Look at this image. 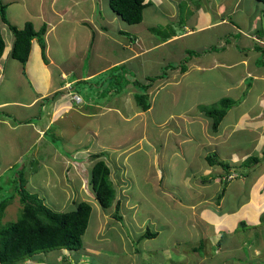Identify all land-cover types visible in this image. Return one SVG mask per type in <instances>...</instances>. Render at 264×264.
Returning <instances> with one entry per match:
<instances>
[{"label":"crops","instance_id":"crops-1","mask_svg":"<svg viewBox=\"0 0 264 264\" xmlns=\"http://www.w3.org/2000/svg\"><path fill=\"white\" fill-rule=\"evenodd\" d=\"M30 3L32 5H29ZM34 3L36 4L34 5ZM146 3L149 6L144 10L143 20L146 10H150L154 15L159 16L160 19L154 21L153 24L149 23L147 30L140 33V23L128 24V27H124L120 23L119 20H122V18L111 7H106L107 5L110 6V0H0V7L5 6L7 13L11 5H19L18 9H14L10 13V15L12 14L10 16L12 21L10 25L19 28V21L27 18L25 8H27L28 4L33 11L45 9V13H34L33 17L29 18V20L36 19L41 25L49 27L46 35L48 62L44 60L41 45L35 39L29 60L25 64L11 57L14 36L10 28L8 30L2 28L6 47L0 59V194H2V181L10 169L13 170L19 167L21 170L19 172L24 174L25 172L33 171L32 177L42 174L47 179V185L50 184L48 181L51 180L53 181L52 184L55 187H60L65 194V202L63 205H58L59 209H67L68 204L77 200H88L93 203L97 214L96 219L99 224L96 232V240L99 238L98 241H104V238H100L99 236L103 234V231H101L100 227L102 223L98 221V217L104 216L105 213L101 209H98L100 207L97 202H93L95 201L94 195H90V190L87 189L88 171L94 165L92 157L95 154L105 152L106 156L102 157V159L106 160L107 163H112L111 160L113 161V166L108 163L111 170L120 171L119 174L125 176V172H128L127 166L124 168L122 165H119L115 157L118 160L124 157V162L127 165L134 153L125 152V150L131 149V152L137 143L131 146L130 144L122 146L124 145V141L109 144L105 137L98 132V128L104 126V121L101 120L102 117L108 112L116 111L128 121L127 115L121 114L120 109L111 104H109L111 106L108 105L109 107L105 108L106 110H98L101 106H98L95 102H88L86 106H82L83 100L78 106L72 105V102L66 99L67 91H74L77 83L83 80L95 81L114 67L129 65V62L135 61L155 50H160L162 47L170 46V53L177 59L186 57L187 52L190 51L188 48L195 50L193 51L195 53H202L204 50H209L210 47H213V50L207 53H203L200 56H192L191 62L188 63L189 67L185 68L186 70L183 71L180 67L176 68L172 75L154 83L151 88L153 94L150 93L153 96L152 105L155 95L160 91V86H162L168 87L171 90L170 94L174 93L172 88L176 90L172 103H179L182 107V95L177 96L179 85H182L191 76L193 77L191 80H206L201 92L212 94L216 90L217 84H223L225 85V98H230L237 105L233 111L231 110L229 116L233 117L230 119V122L225 120L226 118L223 119L224 122L222 121L220 125V131L218 133H211L212 136L214 135V138L222 137L223 140L220 138V140H215L216 144L212 148L206 149V153L208 155L216 154L218 160L230 163V175H236L235 173H231V171L236 169L239 172L237 161L251 156L252 150L249 151L247 148L242 149V145L245 144L246 140L235 144L240 148L229 150L224 147L222 148L221 143L227 146V142L228 144L231 142L234 133L235 135L244 134L237 131L239 130L250 136L252 140L250 144H260V147L255 146L259 151L264 146V3L258 0H146ZM97 4L101 8L106 7L107 10H110L109 12L107 11V21L103 22L98 16H91L86 13L87 6L90 5V8L95 10ZM76 7H79L80 10L79 8L75 10ZM47 9H50V16L47 14ZM186 11L191 14V22L190 18L188 20L185 17L182 18L185 16ZM111 12L115 15L110 18ZM65 15H67L66 18H64ZM72 18H76V26H85L87 22L95 26L97 35L100 37L98 42L102 38H108L107 35L110 33L109 28H102L104 25L109 27L117 25L118 29L114 31V35L121 38L119 45L124 51L121 53L122 58L116 59L117 56L114 57L115 60L106 58L104 61H101L100 65H97V59L102 58V54L98 52L90 63L87 75L83 74L82 67L80 68L79 75L73 76L75 74H72L71 70H66L51 55V34L56 32L60 36V41L64 37L66 38L68 34L61 29V26L73 22ZM3 24L7 25V23ZM100 25L103 26L100 27ZM137 26H139L138 29ZM122 27L126 29L130 28L133 31L132 37L130 35L127 37L128 32L123 30ZM143 28L145 29V27ZM163 30H167L159 33L163 41L154 43L153 33ZM209 32L210 35L220 38L219 42H223V44L218 48L215 45H209L207 48L204 43L198 45L187 44V38H194L197 34L201 33L209 34ZM141 34L145 35L141 36ZM114 40L117 43L118 40ZM181 40L186 42V45L182 49H179L176 45ZM232 40L234 41L231 42ZM72 55H74L72 49L65 52L68 60L73 58ZM162 56H167V52ZM85 58H88V53L85 54ZM61 63L66 64L64 60ZM176 65L177 67L179 66L178 63ZM75 69L78 70V66ZM213 74L221 75L214 78ZM159 82H161L160 85ZM158 86L159 88L155 92L153 89ZM208 87L214 90H210ZM134 89L136 91L131 94L134 105L133 109L137 112H142L139 108L135 109L137 105L134 94L139 91L136 88ZM129 90V88H126L125 92L128 93ZM220 93L221 91L218 93V96ZM116 99L118 100L120 97ZM90 108H94L95 111H92ZM143 113L146 114L147 112ZM236 114L239 117H234ZM186 115L187 113L180 115L178 119L187 121ZM83 120L85 122L84 125ZM93 122H96L97 127L95 129L90 126V128H87L86 134L80 135L75 139L73 138V133H79L85 129L88 123L92 124ZM112 122H117V120L113 119ZM149 126L150 123L147 124L146 130H148ZM111 132L109 131V136L113 138V132ZM88 137L87 141L84 140ZM140 139L142 140L143 138ZM196 139L200 141L204 140V133ZM89 143L94 144L92 149L90 146H86ZM62 149L66 152L67 156H61ZM223 149L225 151H221ZM184 151L183 155L179 156H186L184 155ZM226 152L230 153V155L224 157L222 154ZM188 154L195 155L194 158L197 160L199 149L196 148L193 153L190 151ZM57 158L62 163L61 169L56 166ZM206 164L209 175L204 174V176L211 180L213 178V184H216L219 189L221 187L224 188L225 182L228 181L226 180L228 177L226 171L220 166H211L209 162ZM131 165L134 169L136 168L134 163H131ZM141 165L145 171L147 165L143 163ZM130 171L132 170L129 169ZM213 171L214 175L211 174ZM216 171H218V174H216ZM113 173L111 174V180ZM29 177L31 178V176ZM242 179L243 184L248 178L243 177ZM199 180L197 179V184ZM7 183L10 184L11 180L7 181ZM29 183L30 181L27 182V185ZM230 183H228L227 188H229ZM255 185H252V187ZM252 187L249 189L250 194L247 196L245 202L242 203L238 195L235 204H230L229 210H224L225 206L223 205V202L227 201L228 196L231 194L227 192L226 188L224 196L220 199L221 203L217 204L215 208H209L208 215L214 216L217 220L216 225H220L221 227L227 226V222L222 220L230 219L235 224L234 233L237 232L235 230L237 228L236 225L240 226L239 222L241 220L245 222L243 219H246L249 225L251 224V227L262 225L261 217L264 215V195H262L261 189L263 182L260 180L258 187ZM252 189L258 191L252 192ZM216 194L217 191L212 196H209V198L203 196L205 198L204 201L211 200ZM249 218L254 219L250 221ZM227 234L230 235L229 233ZM227 234H222L220 238L221 240H225V244L228 243ZM249 247L252 250L256 249L253 245ZM211 249L216 250L213 247Z\"/></svg>","mask_w":264,"mask_h":264},{"label":"rangeland","instance_id":"rangeland-1","mask_svg":"<svg viewBox=\"0 0 264 264\" xmlns=\"http://www.w3.org/2000/svg\"><path fill=\"white\" fill-rule=\"evenodd\" d=\"M35 4L36 3H34V5ZM29 5H32V3ZM18 6L19 5H11L8 13L6 11L8 24L12 22L10 17L12 14L10 15V13H12L14 9H18ZM106 7L110 6L107 5ZM106 7L101 8L100 5L97 4L94 10L91 9L89 5L86 7V13L91 16H98L99 19L105 22L107 21V11H110L109 9L107 10ZM78 8L79 7H76L75 10H78ZM25 9L27 18L19 21V29H23L27 22H34L33 25L35 29L39 30L43 25L37 22L36 19L29 20V18L33 17L34 13H45V9H36L33 11L28 4ZM19 14H21V12H19ZM47 14L50 16V9H47ZM113 15L115 14L111 12L110 18ZM190 15V12L186 11L185 16L182 18L185 17L188 20ZM66 16L67 15H65L64 18H66ZM72 19L73 22L61 26V29L68 34L66 38L64 37L63 40L60 41V36H58L56 32L51 34V55L54 56L59 64L64 66L66 70H71L72 74H75L73 76L79 75L80 68L82 67L83 74L87 75L90 63L98 52L102 54V58L97 59V65H100L101 61H104L106 58H111L112 60H115V56H117L116 59L122 58L121 53L124 51L119 45L121 38L114 35V31L118 29L117 25L110 27L100 25V27L103 26L102 28H109L111 34L108 33V38H102L98 42L100 37L97 35L95 26L91 25L89 22H87L85 26L82 25V27L76 26V18ZM158 19H160L159 16L154 15L150 10H146L144 20L140 23L141 28L137 26V29L139 28L141 33L147 30L149 23L153 24V22ZM119 21L124 27L129 26L126 22L122 20ZM8 24L4 25L2 23L1 26L5 30H8ZM124 27H122V29L128 32L126 36L128 37L130 35L132 37L133 31H131L130 28L126 29ZM143 27H145V29ZM165 31L167 30L155 31V33H153L154 43L163 41L159 33ZM144 35L141 34V36ZM114 39L118 40L117 43ZM219 39L218 37L210 35V32L209 34L201 33L197 34L194 38H187V44L198 45L204 43L207 48L209 45H215L218 48L223 44V42H219ZM233 41L234 40L231 42ZM184 45H186V42L181 40L176 46L182 49ZM69 49H72V53L74 54L72 55L73 58L70 60L65 56V52ZM170 49V46L162 47L160 50H155L135 61L129 62V65L119 66V71L115 69L110 72L109 70L107 71L108 73L95 81L83 80L75 85L73 93L81 96L83 99L82 106H86L88 102H95L98 106H101L98 110H106V107L112 105L118 107L121 114L127 115L128 121L116 111L108 112L102 117L101 120L104 121H102L104 126L98 128V132L105 137L109 144L121 143L123 141L124 145L122 146L137 144L134 146L135 148L133 147L131 152V149L125 150V152L134 153L129 161L127 160V165L124 162V157L120 160L115 157L119 165H122L124 168L127 166L128 172H125V176H122L123 174L120 175L117 171H112V173L115 172L113 173L112 182L117 196L111 207L110 214L98 217V221L102 223L100 227L101 231H103L104 237L107 238H105L104 241H98L99 238L96 240V232L99 224L96 219V212L94 211L84 236V245L81 250L74 251L72 254L64 250L60 251L62 254L58 251L42 253L37 255L33 260L26 261L22 264H72L67 262V259L64 260L65 258L60 256L63 254H68L72 258L79 260L84 259V261H81L79 264L86 263V260L89 261V264H237L233 259L237 254L239 256L242 255V257L243 255L247 256L248 261L250 257L248 264L253 262H255V264H264V225L251 227V224L249 225L248 221L243 219L245 221V226L240 224L243 222L241 220L239 222L240 226L238 224L236 225V233L233 231L235 224L230 219L222 220L227 222V226H218L216 225L217 220L214 216L208 215L209 208H215V202L218 198L215 202L212 201V198L217 194L209 201H204L205 198H203L206 194L212 196L216 191H221L223 188L221 187L219 189L216 184H212L211 180L207 182V178L204 176V174L209 175L206 164L208 161L206 162V158L210 155L206 153V149L209 147L212 148L216 144L215 140L223 139L222 137H219L220 139L215 137V139L214 135H211L210 120L199 112L201 111V107H206L205 109L219 107L220 100L226 96V93H224L225 85L217 84L216 90L211 94L209 92H201L206 80H191V78H193L192 76L187 78V81L179 85V92H177L178 97L180 94L182 95V107L179 103H172V98L176 90L172 88L174 93L170 94L171 90L168 87L160 86L159 88L158 86L153 89L156 92L159 88L160 91L155 95L152 109L145 114L133 109L134 105L131 94L136 90L132 85H128L127 87V82L118 83L121 81L120 78L118 76L112 77L111 73L120 74L122 72L121 67H124V71L127 72L129 76L135 77L134 80L138 79L140 81H144V79L149 77L159 76L163 74L166 69H168L166 70L167 76L172 75L175 70L173 68H168L169 65L184 63L186 68H188L191 57L187 54L186 57L177 59L170 53ZM188 50L195 51L191 48H188ZM83 52L85 53L83 54ZM166 52L167 56H162ZM86 53H88L87 59L85 58ZM80 55H82V57H80ZM63 60L66 64L61 63ZM76 66H78V70L75 69ZM106 75L108 78L105 77ZM220 75L221 74H213L212 76L217 78V76ZM160 83L161 82H159V85ZM126 88L130 89L128 93L125 92ZM118 90L124 91L116 93ZM210 90L214 89L210 88ZM220 91L221 93L218 96ZM149 92L153 94L151 89ZM117 97H120V99L117 100ZM236 105L237 103L234 104L233 102L231 109L225 116L226 119L224 118L228 122H230V119L233 117L229 115L231 110L233 111V109L236 108ZM90 109L95 111L94 108ZM135 109L137 110L138 107L136 106ZM185 113H187L185 117L187 121L178 119L180 115ZM234 117H239V115L236 114ZM113 119L117 120V122H112ZM84 123L83 120V125ZM148 123H150V126L148 130H146ZM90 126L95 129V127H97L96 122L92 124L88 123L85 129L79 133H73V138L75 139L80 135L86 134L87 128H90ZM109 131L113 132V138L109 136ZM237 131L244 134L235 135L234 133L231 142L229 144L227 142V146L221 143L222 148L224 147L227 150L240 148L235 144L242 140H246L245 146L249 151L252 150L250 155H262L264 146L262 150L259 151L255 146L260 147V144H250V141H252L250 136L245 132ZM202 133H204L205 139L201 141L196 139L200 137ZM139 136L143 139L141 140ZM88 139L89 137L84 140L87 141ZM90 144L92 143L86 146H90L92 149L94 144ZM186 144L191 148L188 152H194L196 148L199 149L197 160H195V155L193 154L186 155V158L179 156L181 154L183 155ZM147 146L150 147L151 150L147 148ZM221 151L225 150L223 149ZM215 155L216 154H213L212 156L215 157ZM222 155L227 157L230 153L226 152ZM61 156H67L63 149L61 151ZM245 159L246 158L237 161V166L239 165L237 168L240 173H242V176H238V178L228 186L227 192L231 194L228 196L227 201L223 202L225 206L224 210H229L230 204H235L238 195L242 203H244L247 196L250 194L249 189L254 184H256L254 187H258L260 180L263 182L261 192H263L262 195H264V172L262 174L261 170L253 169L249 173L250 170H248V168H242L241 166ZM111 162L112 163H108L113 166V161L111 160ZM130 162L135 164V169ZM141 163L147 165L145 171ZM56 166L60 167V169L62 168V163L58 158L56 160ZM15 169L21 171L19 167ZM129 169L132 171L129 172ZM32 172L33 171H28L24 174L26 183L30 181V183L26 185L27 190L32 194L38 195L52 210L58 212L60 210L62 211L63 209H59L58 207V205H63L65 202V194L62 189L58 186L55 187L51 180L48 181L50 184L47 185V179H45L42 174L32 177ZM211 174L214 175V171ZM216 174H218V171H216ZM29 176H31V178ZM241 177L248 179L242 184L243 179ZM16 178L14 169H10L5 175V187L2 181V194H6L5 197H14L12 203L7 207L4 224H7L6 222L16 221L22 209V205L18 200L19 197L15 194V187H11V185L9 186L7 183V181L10 180L11 183H13ZM197 179H206V181L198 185L196 183ZM171 181L178 186H176L178 192L173 188L174 184H172ZM87 189L90 190L88 184ZM256 191L252 189V192ZM89 194H92L91 190ZM5 197L3 196V198ZM93 202H96V200ZM219 203L221 202L219 201ZM117 204H120L119 211L122 215L121 221L114 219V215L117 213ZM71 205L72 203L68 204V206ZM98 206L100 207L99 204ZM98 209H101V207ZM252 219L249 218L250 221ZM148 230L152 233H158V237L151 240H144L138 246V236L147 233ZM224 233L230 234H227L228 243H224V247H220L217 243ZM200 239H205L204 255H200L199 252L193 250L194 247L198 246V241ZM252 245L256 247L255 250L249 247ZM212 247H216V250L213 251L211 249ZM137 249H139V252H137Z\"/></svg>","mask_w":264,"mask_h":264},{"label":"trees","instance_id":"trees-1","mask_svg":"<svg viewBox=\"0 0 264 264\" xmlns=\"http://www.w3.org/2000/svg\"><path fill=\"white\" fill-rule=\"evenodd\" d=\"M261 3H264V0H258ZM148 3L146 0H110V7L114 12H116L123 21L127 24H139L143 21L144 10L148 7ZM2 23H7L6 16V7H0V59L2 58L5 51V40L2 35ZM9 28L14 36V44L11 51V57L22 64L28 62L33 41L35 39L38 40L41 45L44 60L48 62L47 59V42L46 35L49 30V27L43 25L39 30L35 29L32 22L26 23L23 29H19L16 26H12L10 24ZM213 50V47L209 50H204L202 53H195L190 51L187 53L189 57L200 56L203 53H207ZM178 67L176 64L169 65L168 68H181L183 71L186 70V66L184 63H178ZM120 67H114L110 70L113 71L117 69L119 71ZM165 70V69H164ZM168 70V69H166ZM156 77H149L144 79V81H140L138 79L134 80L135 77L129 76L127 72L124 71V67H121L120 74H112V77L118 76L120 78V82H127L128 85H132L139 92L134 94V99L136 101V105L139 110L142 112H148L152 108V96L149 90L153 87L154 83L158 80L167 78V71ZM108 73V72H107ZM106 74V73H105ZM106 78L107 75L105 76ZM112 79V78H109ZM109 81V80H108ZM112 83V82H110ZM125 84V83H124ZM124 88V87H123ZM123 92L124 90H118L116 93ZM74 91H67V101L72 102V105L78 106L79 104L73 99L76 93ZM79 96V95H77ZM81 97V96H79ZM83 100V99H82ZM232 101L230 98H222L219 102L218 108L213 109H205L206 107H201V113L207 117L210 122V130L213 133H218L220 131V125L227 115L228 111L231 109ZM235 104V102H234ZM209 130V131H210ZM92 145V144H90ZM151 150L150 147L147 146ZM247 148L242 145V149ZM191 148L185 145L184 155H189L188 151ZM193 153V151H191ZM106 156V153L95 154L92 157L94 161L93 167L88 171V186L94 195V198L97 204L100 205L101 210L105 213V215L110 214L111 207L116 198V190L114 184L111 180V168L102 157ZM186 158V156H183ZM207 161L211 166H220L225 171L230 169L228 164L222 163L216 159V156L212 155L208 156ZM243 167L248 168L251 172L254 170H261L264 172V149L262 155H251L248 156L243 161ZM14 172L17 176L16 180L13 183L8 184L11 187H15V191L22 204V209L20 211V216L16 221L6 222L4 224V218L6 217L7 207L11 204V199H14L12 196H6V194H0V264H22L27 260L34 259L37 255L42 253H49L53 251L60 252L64 250L66 252L74 253V251H79L83 248L84 236L88 229L90 219L93 216L95 207L93 203L90 201H75L71 206H68L64 211H55L52 210L49 206H47L43 200L39 198L36 194H31L26 188V179L24 177V173L19 172L18 169H14ZM120 171H118V174ZM239 176V175H238ZM211 179H207V182ZM206 179H200L198 184L201 182H205ZM213 181V178L211 182ZM3 186L5 187V180L3 179ZM174 184L173 181H171ZM171 184V185H172ZM202 184V183H201ZM213 184V182H212ZM2 185V184H1ZM228 182H225V186L222 191L217 192V195L213 198L212 201L221 199L227 188ZM174 184L173 188H175L178 192V186ZM4 193V188H3ZM3 196L5 198H3ZM209 194H206V198ZM211 198V197H210ZM215 202L219 204L218 200ZM120 204H117L116 210L117 213L114 215V219L117 221L122 220V215L119 211ZM97 218V214H96ZM96 220V219H95ZM242 226H245V223H240ZM261 224L264 225V215L261 217ZM247 225V224H246ZM100 238H107L103 235H99ZM158 237V233H152L150 230L147 233L138 236L137 244L138 246L145 240L150 238ZM196 238V237H195ZM198 246L194 247L193 250L199 252L200 255H204V239H200ZM225 240H221L217 243L218 246L222 247L224 245ZM116 248V247H114ZM216 249V247H214ZM214 251V250H213ZM139 252V249H137ZM62 254V252H60ZM62 258L67 259V262L72 264H79L81 259L72 258L70 255H60ZM233 259L237 262V264H248V257L242 255H236ZM245 259V260H244ZM244 260V261H243ZM84 264H89V261ZM247 261V262H246ZM259 262V261H258ZM257 263V262H256ZM255 264V262L251 263Z\"/></svg>","mask_w":264,"mask_h":264},{"label":"clouds","instance_id":"clouds-1","mask_svg":"<svg viewBox=\"0 0 264 264\" xmlns=\"http://www.w3.org/2000/svg\"><path fill=\"white\" fill-rule=\"evenodd\" d=\"M82 99V98H81ZM82 103V102H81ZM81 103H78L79 105L81 104ZM216 156V155H215ZM216 159H217V157H216ZM218 160V159H217ZM220 161V160H219ZM220 162H222V163H225V164H228L229 166H230V169H231V165H230V163H227V162H223V161H220ZM243 164V163H242ZM242 166V165H241ZM242 168H245V167H243L242 166ZM231 173H235L236 175H230V171L228 170V171H226V174H227V178H226V180H228L229 182H232V181H234V180H236L237 178H238V175L240 176L242 173H240V171L238 172V171H236V169H234V171H231ZM250 173V172H249ZM242 176V175H241ZM17 177V176H16ZM227 181V182H228ZM228 182V183H229ZM19 197V196H18ZM11 200H13V199H11ZM18 200H19V202H20V198H18ZM11 203H12V201H11ZM20 204H21V202H20ZM22 205V204H21ZM217 205V204H216ZM216 205H215V207H216ZM151 239H154V238H150V239H145V240H151ZM33 260V259H32ZM62 260V259H61ZM82 260H84V259H81V261ZM27 261H30V260H27ZM26 262V261H25Z\"/></svg>","mask_w":264,"mask_h":264},{"label":"built area","instance_id":"built-area-1","mask_svg":"<svg viewBox=\"0 0 264 264\" xmlns=\"http://www.w3.org/2000/svg\"><path fill=\"white\" fill-rule=\"evenodd\" d=\"M73 99H74L77 103H81V102H82L81 97H79V96H77V95H75V96L73 97Z\"/></svg>","mask_w":264,"mask_h":264}]
</instances>
